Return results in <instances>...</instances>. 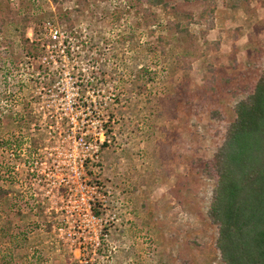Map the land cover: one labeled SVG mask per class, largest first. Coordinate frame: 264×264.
<instances>
[{
	"label": "rangeland",
	"instance_id": "rangeland-1",
	"mask_svg": "<svg viewBox=\"0 0 264 264\" xmlns=\"http://www.w3.org/2000/svg\"><path fill=\"white\" fill-rule=\"evenodd\" d=\"M231 4L0 0V151L31 226L24 252L40 264H222L205 164L264 74V0ZM45 41L54 52L30 54Z\"/></svg>",
	"mask_w": 264,
	"mask_h": 264
},
{
	"label": "trees",
	"instance_id": "trees-1",
	"mask_svg": "<svg viewBox=\"0 0 264 264\" xmlns=\"http://www.w3.org/2000/svg\"><path fill=\"white\" fill-rule=\"evenodd\" d=\"M239 1L232 0L229 6L236 9ZM159 2L162 0H148L150 4ZM51 44L45 41L30 54L49 55L54 52ZM41 69L43 73L48 70ZM48 81L52 84L53 78ZM233 111L222 142L205 164L213 172L210 178L214 182L207 217L217 228L214 245L222 264H264V74L236 101ZM0 140L1 145H10ZM23 144V139L16 140L14 150ZM1 158L0 151V264H40L39 252H24L34 221L25 225L30 226L27 229L19 225L22 207L18 198L8 197L4 185L8 167Z\"/></svg>",
	"mask_w": 264,
	"mask_h": 264
},
{
	"label": "built area",
	"instance_id": "built-area-1",
	"mask_svg": "<svg viewBox=\"0 0 264 264\" xmlns=\"http://www.w3.org/2000/svg\"><path fill=\"white\" fill-rule=\"evenodd\" d=\"M44 28H45L46 34H47L50 42H56V41L59 43L61 42L62 34L56 26H54L52 24H47V25H44ZM69 38H71V37H69Z\"/></svg>",
	"mask_w": 264,
	"mask_h": 264
}]
</instances>
